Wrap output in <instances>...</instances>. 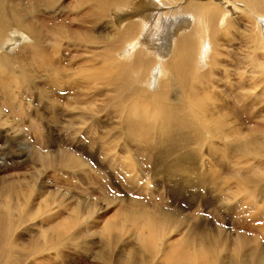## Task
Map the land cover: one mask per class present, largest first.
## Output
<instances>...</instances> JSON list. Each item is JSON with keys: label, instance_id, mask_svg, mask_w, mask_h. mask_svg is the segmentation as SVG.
Masks as SVG:
<instances>
[{"label": "rangeland", "instance_id": "374dc122", "mask_svg": "<svg viewBox=\"0 0 264 264\" xmlns=\"http://www.w3.org/2000/svg\"><path fill=\"white\" fill-rule=\"evenodd\" d=\"M77 1L60 0L55 5L43 6L45 9L42 8L39 23L49 24L46 26L54 30L63 25L68 29L82 31L83 35L84 31H88L93 38L103 36L101 42L89 44L88 41L75 43L72 40L75 44L73 46L68 42L71 38L58 33L52 37L53 32L50 31L51 33H47L46 38H43V51L49 53V59L52 60L45 71L35 73L37 76L31 74L33 81L29 85L14 84L11 92L3 90L0 84V181L5 179L11 184L16 178L23 181L37 178L34 188L38 194L30 203L27 202L28 209L32 210L29 213H20L21 211L16 209L14 218L9 220L15 228L18 244H27L25 250L36 252L38 247L34 246H38L39 242L43 243L44 237L47 238L50 250L54 242H58V236L45 235L42 233L44 228L46 227L48 232L53 223L58 222L55 219L61 220L60 210H64L63 218L68 217L72 209H77L80 215L79 225L70 230V235L76 234L74 239L68 244L66 241L59 242V250L51 249L48 255L45 252L42 256L45 258L38 255L37 258L41 259L35 263L33 260L27 261L26 264H102L96 256L107 247L101 232L109 221L118 228H122L124 224V230L129 231L120 238L115 252V246L106 248L113 259L103 264H125L124 259L136 252L139 253L138 264H163L160 256L158 260L148 262L149 258L133 234L132 226L125 219L115 218L116 210L118 212L121 208L125 209L126 205L145 207L149 210L156 207L177 210L184 217L185 233L197 224L204 230H219L225 237L231 236L232 239L238 231H243L251 238L259 239V246L264 250V29H261L255 16L261 12L255 7L251 8L255 13L248 11L239 0H227L229 4H233V9H240L241 12L233 11V22L227 29L226 24L220 25L215 41H211L209 45L207 58L200 62V67H204L202 72H211L207 81L200 82L196 91V95L206 98V107L212 115H227V132H246L245 137L250 138L259 148L261 156H243L236 144L230 145L233 140L230 134L221 133L213 137L207 133L202 136V140L183 149L169 150L170 143H167L168 146L163 144L158 147L154 140L156 150L150 151L152 160L149 157L144 160L138 150L146 147V142H135L125 133L127 124L121 117L122 111L118 110L119 102L116 101L118 91H115L112 84L102 81L89 83L87 79V71L100 65L96 64L97 54L105 49V44L102 43L104 27L108 25L107 22L113 21V14L110 12L108 17H104L97 24L94 20L86 24L78 23L75 6L70 5L74 2L76 4ZM135 3L139 4V0ZM244 3L247 2L244 0ZM189 28L184 33L190 31ZM54 38H59L58 46L52 43ZM146 53L149 56H157L153 50L147 49ZM169 54L168 52L166 56ZM20 56H23V53ZM116 56L122 57V51L116 52ZM213 56L216 63L210 64ZM9 57L11 65L17 71L20 57ZM196 57L194 55V60ZM55 69L62 70V85L59 87L51 84L47 78V74ZM163 74L161 77L156 72L153 73V82L145 85L147 90L140 89L139 96H164V93H167L170 100L163 101H176L182 91L175 85V81L164 83V86L155 82H162L170 76L167 70ZM2 75L14 77L12 72H2ZM126 97L127 94L124 99ZM159 98L163 102L160 96ZM17 107H20L23 113L16 111ZM144 108L139 109L148 113L151 121L158 120V108L153 105ZM36 128L39 133L34 131ZM249 133H252V136H249ZM178 140L179 138H176L173 143ZM108 141L116 147L112 150V155H117L118 160L127 158L134 166L133 172H119V169L109 167L108 158H105L104 152L100 150L103 145L109 143ZM195 150L199 152L195 162L182 156ZM67 151L78 159L79 168L57 166L58 160L54 158ZM136 157L141 163L136 161ZM58 158L61 164L63 159ZM149 160V163L141 165ZM157 160L163 161V164ZM175 160H179L185 167L184 173L174 170L175 166L172 164ZM166 162L170 166V172L183 173L191 180V186L186 189L187 196H198L201 192V197L188 198L190 202L184 197L173 198V183L168 179V171L164 170ZM210 164L213 168H209ZM258 171V174H262L260 178L256 173ZM242 174L249 184L248 191H245L248 193L235 196L236 198L231 195L228 197V194L238 190L240 179L237 181V177ZM197 176L201 177L200 181H196ZM257 180L261 182L258 185L255 183ZM260 186L262 187L258 189ZM26 189L28 188L24 183V190ZM254 189L258 190L255 192ZM254 193L255 196L249 199L250 194ZM25 199H21L19 203H24ZM1 200L0 197V206ZM184 201L193 203L194 206L188 208ZM31 211L36 216H29ZM40 214L44 216L41 217ZM173 222L174 220H170L166 223L168 226H164L163 235L168 233V240L180 239L185 235L171 230L175 225ZM78 237L82 239L79 241ZM52 239L54 242H51ZM21 252L15 251L14 256L19 257ZM55 253H59V257H55ZM22 254L24 255V252ZM224 260L222 264H230L228 258Z\"/></svg>", "mask_w": 264, "mask_h": 264}, {"label": "bare ground", "instance_id": "6f19581e", "mask_svg": "<svg viewBox=\"0 0 264 264\" xmlns=\"http://www.w3.org/2000/svg\"><path fill=\"white\" fill-rule=\"evenodd\" d=\"M59 1L0 0V84L3 90L11 92L13 85L17 83L29 85L33 81L31 74L37 76V74L45 71L52 60L49 59L51 57L49 53L46 54L47 52L43 51L45 46L43 38H46V34L51 33L50 31L53 32L52 37L58 33L63 37L71 38L68 42L73 46H75L73 41L75 43L88 41L89 44L101 42L103 36L93 38V35L88 34V31H84L83 35L82 31L68 29L63 25H59L54 30L52 27L46 26L49 24L39 23L43 6L55 5ZM135 1L78 0L76 4L74 2L70 5L75 6V17L77 15L76 22L78 23L86 24L94 20V23L97 24L104 17H108L110 12L113 14V18L111 17L113 21L107 22L108 25L106 24L107 26L104 27L105 35L102 43L105 44V49L98 52V57L96 56L98 58L96 64L100 65L94 69L91 67L87 71V79L89 83L102 81L112 84L115 91H118L116 101L119 102L118 110L122 111L121 117L127 124L126 135L132 137L135 142H146V147L139 148V154L142 155L144 160L148 157L152 160L150 151L156 150L154 140L157 142L158 147L163 144L168 146L167 143H170L168 149L175 150L187 148L191 144L202 140V136L207 133L212 134L213 137H217L216 134L224 133L225 135L230 134V138H233L230 145L234 146L236 144L235 146L239 147L238 150L243 156L260 157L259 148L251 142L250 138L245 137L246 132L242 130L228 133L226 129L227 115H212L209 108L206 107V98L196 95L200 82H206L211 72V70L202 72L204 67H200V62L208 56L211 41H215L220 25L226 24L225 29H227L233 22V11L241 12V10L233 9L231 7L233 4H229L227 0H190L183 2L182 0H139V4H136ZM239 1L248 11L255 13L251 10L252 7H255L258 12H261L255 14V16L261 29H264V14H262V12L264 13V0H255V2H253L254 0H245L246 4L244 0ZM65 6L67 5L65 4ZM138 15L141 17H137ZM144 21L147 22L144 23ZM190 25L192 28H189ZM49 28L50 30H47ZM187 28L190 31L184 33ZM51 41L57 46L60 43L59 38H54ZM147 49L155 51L157 56L147 55ZM121 51L123 56L118 58L116 52L120 53ZM168 52L170 54L167 57ZM21 53H23V56H20ZM194 55L197 56L195 60ZM9 56L20 57L21 62L16 66L17 71L11 65ZM214 58L215 56L211 58L210 64L216 63ZM14 62H16L15 58ZM211 69H214V67H211ZM166 70L167 73H170V76L168 75V78L162 82L160 80L155 82L162 86L164 83L175 81V85L182 91V93L179 91L180 94L177 100L174 102L163 101V99L170 100L167 93H164V96L157 94L150 97L145 96L146 98L140 97V89L147 90L145 85L147 83L150 85L153 82V73L156 72V74L163 77ZM2 72H12L14 77L4 76ZM61 74V69L49 72L47 74L48 81L55 86H61ZM126 94L127 97L124 99ZM131 94L133 95L131 96ZM159 96L163 102L160 101ZM149 105L158 108L157 121H151L149 114L139 109L144 110V107H149ZM20 109V107H17L16 111L20 113L22 111L23 113V110ZM34 131L36 133L40 132L38 128ZM91 131L92 127L89 128V132ZM249 136H252V133H249ZM176 138H179V140L174 144ZM114 148L116 147L112 142L100 148V150L102 149L101 152H104L105 158H108L106 160L109 167L119 169V172H133L134 166L127 158L118 160L117 155H112ZM182 156L195 162L199 152L195 150ZM58 157L63 159L61 164ZM54 159L58 160V167L60 165L80 167L78 159L68 151L56 156ZM139 159L142 158L139 157ZM150 160L142 162L141 165L149 163ZM136 161L140 162L137 157ZM157 162L163 164V161L157 160ZM172 165L175 166L174 170L183 171L184 173L185 167L179 163V160H175ZM236 165L238 164L236 163ZM164 166V170L168 171V179L173 183L171 191L173 198L184 197L189 200L188 198L201 197V192L198 196H191L189 193V196H187L186 189L191 186V180L183 173L170 172L171 169L167 162L164 163ZM209 168H213V166L210 164ZM256 173L258 174L259 171ZM260 174H258L259 178L262 177V174ZM242 175L237 177V181L240 179L238 190L228 194V197L248 193L245 191H248L249 184L245 175ZM200 180L201 177L197 176L196 181ZM36 181L37 178H31L28 181L16 178L11 184H8L5 179L0 181V197L2 198L0 206V264H26L27 261L30 262L31 260L35 263L37 260L45 258L42 257L45 252L48 255L51 249L59 250L61 248L59 242L66 241L68 244L76 236L74 233L70 235V230L79 225L80 215L77 209H72L68 217L64 216L66 218H63L64 212L62 211L64 210H60L59 213H62L63 219L61 218L60 221L55 219L58 222H54L48 232L45 230L46 227L42 231L45 235L58 236L57 243L53 239L51 240V242H54V246L50 250L47 246V238L44 237L43 243L39 242L38 246L37 244L34 246L35 248L38 247L36 252L25 250L27 244H18L19 239L15 236V228L9 223V220L14 218L16 209L21 211L20 213H29L32 210L31 206H29L31 209H28L27 202L30 203V200L38 194L34 188ZM24 183L28 188L26 190H24ZM255 183L258 185L261 182L257 180ZM254 196L255 193L250 194L249 199ZM21 199H25L24 203H19ZM111 199L108 200L109 203ZM209 201L211 202V200ZM189 202L184 201L188 208L193 207L194 204ZM126 207L125 209H119L118 212L116 210L117 216L115 218L125 219L132 226L133 234L136 235L141 249L149 258L148 262H154L160 256L159 259L164 261L163 264H222L225 258H228L230 264H264V250L259 246L260 240L251 238L243 231H238L232 239L231 236L229 238L225 237L219 230H204L203 227L197 224L185 233L183 230L185 227L184 217L177 210L173 211L163 207H156L153 210L145 209V207H128V205ZM31 215L36 216L33 211L30 212L29 216ZM51 219L54 220L53 217ZM170 220H174L173 223L175 224L174 227H171V230L178 234H185L182 235V238L168 240V233L163 235L164 226ZM124 228V224L122 228H118L116 224L110 221L105 224L101 235L107 247L118 245L120 238L125 235V232L129 231L124 230ZM114 231L118 232L115 233ZM80 234H83V232H80ZM77 239L80 241L82 237ZM106 248H103L96 256L102 264L113 259ZM116 249L117 247L113 249L114 252ZM18 250L22 252L19 253V257H15L14 252ZM38 255L41 258H37ZM138 255L137 252L131 253L130 257L124 259V263L138 264ZM56 256L59 257V253H55Z\"/></svg>", "mask_w": 264, "mask_h": 264}]
</instances>
